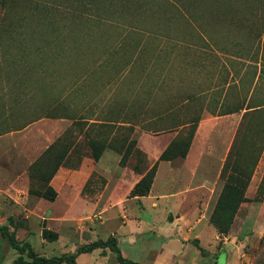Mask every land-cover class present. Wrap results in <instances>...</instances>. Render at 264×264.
<instances>
[{
	"label": "rangeland",
	"instance_id": "374dc122",
	"mask_svg": "<svg viewBox=\"0 0 264 264\" xmlns=\"http://www.w3.org/2000/svg\"><path fill=\"white\" fill-rule=\"evenodd\" d=\"M262 27L264 0H0V164L10 171L9 181L0 185L11 186L15 171L23 169L39 194L21 192L16 198L0 192V224L9 225L10 231L15 224L17 239L29 242L39 255L76 253L98 239L94 231L100 215L79 230L53 221L46 227L58 239L43 236V217L56 205L63 207L64 199L52 204L41 194L70 146L85 136L94 160L89 138L104 149L94 176L99 185L98 175L105 178L110 170L123 175L143 167L134 148L127 164L120 163L119 151H129L132 140L137 144L144 134L169 132L178 121L201 112L192 157L200 163V177L215 181L210 194L198 195L206 207L204 222L190 239L191 257L196 258L192 264H264V193L258 192L264 150L245 190L250 200L214 219L245 111L234 116L212 113L214 96L224 93L217 89L223 74L248 79V34ZM247 87L243 83L230 91L229 100H241ZM194 94L201 99L185 101ZM63 116L78 120L72 125V120H52ZM34 121L38 130L19 131ZM40 130L62 132L46 148L49 140ZM173 132L185 136L181 127ZM18 186L24 189L21 181ZM105 216L102 239L121 223L117 208ZM199 229L202 241L195 237ZM0 253V264H13L20 255L1 231ZM86 261L87 255L81 254L79 264ZM90 264L121 263L112 252L109 259L99 257Z\"/></svg>",
	"mask_w": 264,
	"mask_h": 264
},
{
	"label": "crops",
	"instance_id": "0c3cea01",
	"mask_svg": "<svg viewBox=\"0 0 264 264\" xmlns=\"http://www.w3.org/2000/svg\"><path fill=\"white\" fill-rule=\"evenodd\" d=\"M234 114L227 115L234 116ZM52 120L58 124L72 120V125L78 119L74 120L63 116ZM82 120L87 119L83 118ZM36 122L30 123L19 131L38 130L39 128L34 127ZM57 132L62 131L40 130V133L49 140L46 148L60 137L59 134V137L56 138ZM85 132L84 130L82 134ZM199 133L200 131L196 132L188 156L181 161H160L150 193L136 197H130L132 188L159 159L163 150L176 137V132L169 131L158 136L149 134L140 136L134 148V154L142 156L143 162L145 161L142 162V173L123 171V175H113L110 170L108 171L109 175L107 174L105 178L98 175L96 179L99 181V185H95L97 181L94 176L97 174L96 168L98 165L101 166L103 158L94 160L90 147L86 146V137L80 136L67 150L58 170L50 179L49 186L55 190L57 196L55 200L45 199L54 204L57 202V198H63L64 206L56 205L53 210L51 209L50 216L43 217L45 225L60 220L70 229L78 228L77 230H79V228L83 229L88 226L90 222L88 220L93 218V215H100L102 221L96 224L94 231H97L95 237L99 239L101 228L107 222L105 215L117 208L121 223L117 230L110 229L105 239L114 235L124 258L142 264H192L196 258L191 257L190 239L191 236H194L195 229L204 222L205 214L202 212L206 207V202L201 204L198 195L203 192L210 194L215 181V178L211 180L200 177V163L192 157ZM202 135L205 136V131ZM198 150H201V147ZM21 156L23 158L24 153ZM105 156L109 157L110 155L105 153ZM19 171L21 173L18 176ZM8 172L10 171L6 165L0 164V184L9 181ZM20 181L24 183V189L19 188L18 182ZM10 182L11 186L6 188L0 185L1 193L16 198L20 196L21 192L39 196L32 189L27 170L17 169ZM128 193L126 198L118 201ZM133 208L135 211L132 213ZM210 228L212 227L208 226L209 230ZM195 237L202 241L204 234L199 229ZM100 252H106V254L101 256ZM112 252L114 251L110 248H97L92 252L81 254L87 255L85 264H90L91 261H98L99 257L105 260L109 259ZM81 254L76 258L77 264H79Z\"/></svg>",
	"mask_w": 264,
	"mask_h": 264
},
{
	"label": "trees",
	"instance_id": "16d2710c",
	"mask_svg": "<svg viewBox=\"0 0 264 264\" xmlns=\"http://www.w3.org/2000/svg\"><path fill=\"white\" fill-rule=\"evenodd\" d=\"M248 35L252 39L248 52L251 58L248 63L250 69L246 73L248 79L244 77V74L240 75L238 79H234V74H231L232 77H229L228 74H223L221 77V83L219 86H217V89L219 88L218 92H220V94L221 92L224 93L223 95L217 94L214 96V109L212 111L214 115L222 116L245 111V117H243L244 128L242 129L240 139L234 143V160L230 168L229 176L218 199V205L215 209V214L213 217L214 219L216 215L221 216L224 213H229L230 211L237 208L241 202L250 200L245 196V190L250 183L253 172L264 150V27L258 31L250 30ZM219 48L224 50L225 47ZM216 55L218 58H220L218 53ZM243 83L248 84L247 94L239 101H230L229 92L233 89H238ZM196 98L198 100L201 99L200 96L194 94L189 95L185 101H193ZM201 119L202 113L195 112L190 114L186 119L178 121L177 124L171 127V131L177 130L181 127V131H185V136H176L171 141L167 148H165L160 154L159 159L155 162V164L146 173H144L141 179L134 185L130 192V197L145 196L150 193L160 161L173 160L179 156H187ZM96 122L99 121H93V124H96ZM102 122L107 123V121ZM89 145L92 147L95 160H99L104 149L98 148L95 142L90 138ZM135 146L136 141L132 140L129 143V151H119L121 154V165L127 164V158ZM137 160L139 163L141 162L139 156H137ZM242 163L244 165H242ZM57 170L58 167L53 172L52 176ZM135 170L138 173H142V167L140 165L136 166ZM52 176L50 178H52ZM239 183L243 185L240 186ZM47 190L48 192H46ZM47 190L42 193L41 196L48 200H55L57 196L55 190L51 186H48ZM260 191L264 193V175L258 187V192ZM13 226L15 227V230L10 231L9 225H0V231L2 234L8 236L12 247L18 250L20 254L15 259L13 264H61L64 262L67 264H76V258L79 254L92 252L97 248H110L112 251L117 253V258L120 263L142 264L131 259L124 258L118 244V240L114 235H110L107 239H98L88 245H82L74 254L54 255L51 257L42 256L34 251L29 242H22L17 239V227L15 224ZM224 231H227V229H224ZM43 236L44 238L53 241L58 239L59 235L56 231L47 228L44 223Z\"/></svg>",
	"mask_w": 264,
	"mask_h": 264
}]
</instances>
